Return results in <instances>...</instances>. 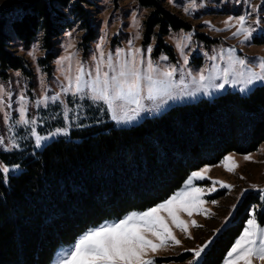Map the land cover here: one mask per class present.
I'll return each instance as SVG.
<instances>
[{"label": "trees", "instance_id": "1", "mask_svg": "<svg viewBox=\"0 0 264 264\" xmlns=\"http://www.w3.org/2000/svg\"><path fill=\"white\" fill-rule=\"evenodd\" d=\"M165 0H140L153 11L148 35L158 29L159 46L173 51L163 38L171 30L189 29L164 5ZM89 0H10L0 9V70L25 71L26 62L13 53L14 39L25 48L40 41L45 62L56 58L71 16L89 30L84 9ZM69 10V14H67ZM257 44H264V37ZM82 125L69 139H59L42 151L32 148L0 152V163L19 166L5 182L0 171V264H50L56 250L75 242L91 227L145 211L170 198L189 175L216 165L231 153L247 155L264 143V86L249 95L228 92L211 101L176 106L160 117L122 129L112 122ZM232 224L206 252L201 264H222L242 233L253 206L264 204L250 192ZM189 256L176 259L184 262Z\"/></svg>", "mask_w": 264, "mask_h": 264}, {"label": "rangeland", "instance_id": "2", "mask_svg": "<svg viewBox=\"0 0 264 264\" xmlns=\"http://www.w3.org/2000/svg\"><path fill=\"white\" fill-rule=\"evenodd\" d=\"M8 1L10 0H0V9ZM164 3L177 19L190 25L189 29L171 30L163 38L165 44L173 51L158 48L160 44L157 35L158 29L148 35L146 23L153 11L144 8L140 0H89L84 9L88 12L87 20L95 29L96 37L92 40L86 39L89 30L83 26L82 21L71 16L69 20L73 24L60 37L56 47V58L50 63L45 62L47 52L40 41L25 48L17 39L13 38V53L25 60L26 69L25 71H10L7 77L2 76L0 70V87L4 89L0 96L3 97L5 105L11 104V107L0 106V138H2L0 152L32 148L34 154L42 151L46 145L53 141L62 138L69 139L71 131L75 128L92 125V123H103L106 121L105 114L115 128L126 130L141 124L147 118L160 117L176 106L196 103L200 100L211 101L228 92L247 96L256 87L264 86V81H256L248 86L240 83L225 84L222 89L210 87L207 91H198L199 85L192 83V77H198L201 72L213 77L210 81L211 84L223 83L222 76L215 77L219 76L218 69L227 67V49L229 48L235 49V52L232 53L234 60L245 58L248 68L259 71V64L264 60V44H257L256 39L261 41L264 37V0H165ZM185 9L189 10L185 11ZM66 12L69 14V10ZM241 15L248 18L246 26L254 29L252 37L248 41H245L243 35L234 36L236 27L229 28L226 23L231 17L235 24V18ZM257 20L260 21L259 24L256 23ZM189 36L190 40L187 39ZM101 45L105 53L102 64L103 71H108L107 56L109 53L112 54L113 63L118 64L120 59L116 56L118 49L124 51L126 59H131L130 54L134 49H140L142 51L136 53L138 62L141 58L145 61L151 59L154 67L161 70L175 67L177 71L174 79L177 82L183 80V84L178 83L172 89V94L162 100H143V108L138 115L129 112L132 119L114 120L112 111L103 101H93L87 96L81 97L73 95L71 92L62 91V86L68 84L67 77H74L80 66H84L94 74L100 57ZM149 47L152 49L151 53L147 52ZM222 50L225 53L224 59H221L219 55ZM213 55L217 56L215 61L210 59ZM162 57H167V59H162ZM185 58H187V62H185ZM236 70L244 73L238 79H246L250 75L247 69L240 68L239 65L236 66ZM85 78L89 79L87 76ZM86 91L88 90L86 89ZM21 95L26 101L24 118L30 121L34 120V125L17 123L21 118L19 111L22 104L19 99ZM55 95H59V100L55 102L49 100L46 105L37 106V100ZM128 107L134 108L135 105ZM65 114H67V118ZM117 114H123V107L117 109ZM57 129H66V131L54 134ZM33 131L36 135L46 137L41 140L39 146L36 144V136L33 135ZM229 155L233 156L239 165L234 172H228L224 168V159L216 165L204 166L197 170L201 171L206 167L210 169L207 176L211 179L194 182L196 186L206 190L203 198L207 201L204 207L208 209V212L194 213L191 217L182 214V218L189 222L190 235L173 226V231L181 243L175 246L170 244L169 247L162 248L157 253H150L155 264H189L190 261L192 264H201L214 240L232 224L244 197L250 192L259 194L261 204H264V199H262L264 197V143L257 151L250 154L231 153ZM245 156H251L252 159L245 160ZM2 167L9 168V172L4 173L7 177L5 182H8L11 175L16 176L21 170L19 166H6L0 163V168ZM214 180L223 181L232 187L224 188L217 184L216 190L209 193L207 189L212 187ZM185 183L175 193L183 189ZM212 201H216V203H212ZM261 208L262 205L253 206L248 211L249 218L253 209L258 212ZM118 220H107L90 229L106 222ZM191 220H195L199 227L191 225ZM208 241L211 243L199 258L195 257L193 251H187V249H198ZM75 242L60 246L50 264H58L61 256L70 250ZM183 256L189 257L184 262L176 261ZM226 258L227 255L222 264H225ZM254 264H264V261L257 259Z\"/></svg>", "mask_w": 264, "mask_h": 264}, {"label": "snow or ice", "instance_id": "3", "mask_svg": "<svg viewBox=\"0 0 264 264\" xmlns=\"http://www.w3.org/2000/svg\"><path fill=\"white\" fill-rule=\"evenodd\" d=\"M189 9H185L188 11ZM248 18L244 15L235 18H229V28L236 27L234 36L243 35L245 41L252 37L253 28L246 26ZM260 23L259 20L256 21ZM191 39V37H187ZM100 57L95 67V72L80 66L77 69V74L72 77L68 76L67 86H62V91L65 93L71 92L73 95L81 97L87 96L93 101H103L112 111V119L122 121L132 119L129 112L139 114L142 110L143 100L157 101L162 100L166 96L172 94V89L178 83L183 84V80L177 82L174 77L177 69L175 67L167 70H161L154 67L151 59L147 61L141 60L138 62L136 53L141 52L140 49L132 51L131 59H126V54L122 49L116 51V56L119 57V63H113L112 54L107 56L108 71L102 70L105 53L102 45ZM152 49H147L151 53ZM234 48L227 49V67L218 69L219 76L223 77V83L211 84L213 79L211 75H205L203 72L198 77H192V83L199 85V90L207 91L212 88H224L225 84H244L245 86L252 85L256 81H264V60L259 64V71H255L247 67L245 58H236L234 60L232 53ZM221 59H224V51L220 52ZM69 59H71L69 57ZM93 59H96L93 57ZM167 59V57H162ZM211 60L217 59L216 55L210 57ZM187 62V58H185ZM245 68L250 73L246 79H238L244 75L243 72H238L236 66ZM191 75V73H189ZM89 77L86 79L85 77ZM231 77V79H230ZM86 89L88 91H86ZM242 91L244 89H241ZM4 89L0 87V93ZM9 94V100H10ZM22 102L19 109L21 118L17 123L35 124V121H30L24 118L26 112V101L23 95L20 96ZM51 100L53 102L59 100V95L52 97L45 96L43 100H37V106ZM129 105H135L134 108H129ZM0 106L11 107L8 103L5 105L3 97L0 96ZM123 107V114L118 115L117 109ZM71 111V109H69ZM7 115V114H6ZM67 118V114H65ZM66 129H57L56 133L65 132ZM36 144L40 145L42 139L36 135ZM2 142V138H0ZM245 160H251V156H245ZM223 166L228 172H234L239 165L235 158L231 155L226 156L223 161ZM0 171L7 174L9 168L2 167ZM209 168H204L201 171H196L191 174L186 181L185 186L180 191L173 194L164 202L151 207L145 211H133L118 221L106 222L96 228H92L84 233L70 250L66 251L60 258L58 264H155L150 257V253H157L160 249L175 245H180L181 241L177 238L173 231V226L181 232L189 233V222L182 218V214H187L188 217L194 213H207L208 209L204 207L207 201L203 198L205 189L195 185L196 180L211 179L207 176ZM7 177L5 176V180ZM219 184L224 188H231L232 185L226 184L223 181H212V187L207 189L211 193L216 190V185ZM255 187V186H253ZM264 199V197H262ZM216 203V201H212ZM166 214V215H165ZM191 225L199 227L195 220L190 221ZM211 241H208L204 246L198 249H187L193 251L196 258L201 256L204 249ZM264 261V226L258 222L257 212L253 209L250 212V218L246 221V226L242 233L235 240L231 249L227 253L225 264H254L255 260ZM189 264H192L190 261Z\"/></svg>", "mask_w": 264, "mask_h": 264}]
</instances>
